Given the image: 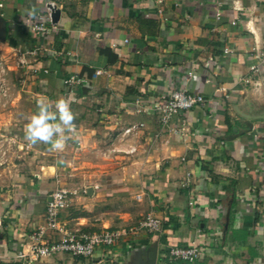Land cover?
Returning a JSON list of instances; mask_svg holds the SVG:
<instances>
[{"label":"crops","instance_id":"crops-1","mask_svg":"<svg viewBox=\"0 0 264 264\" xmlns=\"http://www.w3.org/2000/svg\"><path fill=\"white\" fill-rule=\"evenodd\" d=\"M52 3L56 29L16 73L32 115L38 100L70 99L78 135L63 151L31 144L25 128L8 140L0 264H191L167 259L191 245L208 249L194 264H264V0H0L1 55L33 49L25 22ZM171 88L206 106L163 125ZM59 189L71 193L65 229L119 231L120 241L91 258L31 259ZM147 215L160 231L137 230Z\"/></svg>","mask_w":264,"mask_h":264},{"label":"built area","instance_id":"built-area-1","mask_svg":"<svg viewBox=\"0 0 264 264\" xmlns=\"http://www.w3.org/2000/svg\"><path fill=\"white\" fill-rule=\"evenodd\" d=\"M55 6L53 3L51 4ZM47 13H38L25 22V28L35 36L37 40L33 49L20 51V65H25L28 56H39L43 54L42 40L51 34L56 26L52 22L51 9L47 7ZM264 60V56L262 58ZM256 71L257 67H252ZM102 71H97L96 75H101ZM193 73L190 72V76ZM81 79L71 76L67 84H80ZM165 106L160 110V121L163 125H168L179 113L191 111L200 106H206L207 100L202 95H193L186 89L171 88L165 98ZM140 126H132L125 130V134L135 133ZM136 152L133 148L130 153ZM70 192L64 189L56 190L50 196L45 215V224L34 230L31 235V259L49 257L58 253H67L75 257L91 258L97 247L114 246L121 237L119 231L103 230L94 233L82 231H71L65 229L60 222L61 212L67 208L70 202ZM162 228L161 219L154 215H147L140 223L137 230L147 232H157ZM50 231L58 235L59 238H47L46 232ZM208 249L201 245H191L187 247H171L167 259L170 262L197 263L203 261Z\"/></svg>","mask_w":264,"mask_h":264},{"label":"rangeland","instance_id":"rangeland-1","mask_svg":"<svg viewBox=\"0 0 264 264\" xmlns=\"http://www.w3.org/2000/svg\"><path fill=\"white\" fill-rule=\"evenodd\" d=\"M4 49L5 55L0 53V168L5 162L3 150L8 140L25 128L33 113V101L25 95L24 84L20 83L16 73L21 68L19 55L13 59L9 50Z\"/></svg>","mask_w":264,"mask_h":264},{"label":"clouds","instance_id":"clouds-1","mask_svg":"<svg viewBox=\"0 0 264 264\" xmlns=\"http://www.w3.org/2000/svg\"><path fill=\"white\" fill-rule=\"evenodd\" d=\"M75 121L70 99L38 100L37 111L25 125V139L33 145L48 144L52 151H63L67 142L78 135Z\"/></svg>","mask_w":264,"mask_h":264},{"label":"water","instance_id":"water-1","mask_svg":"<svg viewBox=\"0 0 264 264\" xmlns=\"http://www.w3.org/2000/svg\"><path fill=\"white\" fill-rule=\"evenodd\" d=\"M50 9H51V18H52V22L54 24H57L60 20V16H61V11L59 9H57L56 6L53 5H49ZM3 40L6 39V34L3 35Z\"/></svg>","mask_w":264,"mask_h":264},{"label":"trees","instance_id":"trees-1","mask_svg":"<svg viewBox=\"0 0 264 264\" xmlns=\"http://www.w3.org/2000/svg\"><path fill=\"white\" fill-rule=\"evenodd\" d=\"M103 54L107 55L109 57V60L111 62H115L118 60V56L112 53L110 50H103Z\"/></svg>","mask_w":264,"mask_h":264}]
</instances>
